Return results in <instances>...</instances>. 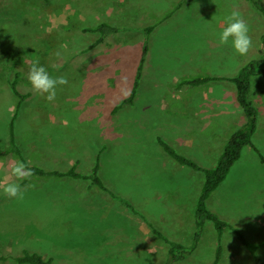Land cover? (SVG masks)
I'll list each match as a JSON object with an SVG mask.
<instances>
[{
  "label": "rangeland",
  "instance_id": "rangeland-1",
  "mask_svg": "<svg viewBox=\"0 0 264 264\" xmlns=\"http://www.w3.org/2000/svg\"><path fill=\"white\" fill-rule=\"evenodd\" d=\"M179 2H182L180 8L177 6ZM232 10L241 13L251 27L249 34H253L252 45L243 56L233 53L229 45H220L216 38L224 27L223 17ZM161 18L165 20L159 23ZM103 20L124 29L94 46L98 35L84 32L82 28ZM157 20L158 24L148 36L146 28ZM263 34L264 15L249 0H0V148L10 143V122L20 100L12 86L16 80L18 90L29 93L22 100L14 120L17 143L29 165L37 166L22 146L29 145L32 140L46 139L50 134L56 135V128L62 131L56 144L38 148L36 154L45 155L52 165L60 168L66 167L67 160H74V144L78 152L87 149L95 155L110 135L111 139L117 140L111 141L101 153V168H106L112 175V183H116L112 188L125 196L131 208L126 214L118 215L117 212L114 216L111 213V217L125 220L126 231L140 235L141 229L133 221L137 219L131 216L133 211L152 224L158 223L163 234L170 239L187 232L184 241L191 243L197 229L194 214L189 229L170 230L171 222L160 220L162 213L166 219L172 220L167 214L169 211L173 213L176 203L175 193L164 188L169 178L152 182L143 168H156L161 164L159 168H190L196 173L191 182L187 175L180 174L174 184V188L179 184L185 188L182 194L186 204L183 217L190 219L189 210L196 205L204 173L172 159L157 138L160 136L167 143L170 141L180 154L190 156L188 158L198 164L212 167L223 148L204 158L200 152L181 147L183 142L175 138L186 129V121L191 125L197 119L194 112L188 110L189 102L203 96L204 99L197 100L199 103H193L194 107L197 106L195 112L201 111L198 105L202 101L224 110L226 103L221 99L224 95L215 92L226 91L232 105L230 116H223L225 121L228 120L222 129L224 139L244 121V117L241 119L242 109L234 103L236 91L227 88L234 86L229 81L214 80L189 89H178L175 83L189 75H235L247 62L261 57L259 48ZM147 39L149 50L140 91L133 105L125 104L115 110L130 95ZM34 62L44 66L54 78L64 76L67 80V83L56 86V95L51 101L45 99L46 93L34 90L27 79ZM206 87V94L199 92ZM251 90V98L258 108L257 130L252 139L256 148L250 145L243 148L240 160L207 203L209 210L236 229L228 227L224 230L221 244L223 249L226 248L225 264H257L250 250L242 245L238 231L259 245L256 254L264 259L262 75L252 76ZM208 108L201 115H206V131L211 136L214 135L212 128L219 127L222 121L210 106ZM160 117L167 119L161 118L163 122L158 123ZM184 117L187 119L183 120ZM214 118L218 120L217 125L208 126L207 119ZM40 132L44 134L39 136ZM74 134L78 136L74 138ZM27 150L30 151L28 147ZM17 161L22 160L15 154L0 156V257H6L0 259V264H24L19 263L16 256L33 250L45 259L51 258L52 264H162L166 261L168 252L159 254L154 248L123 256L119 261L113 260L116 257L102 255L97 248L101 238L74 232L71 222L74 207H69V203L55 208L49 205L51 200L74 198V186H71L74 179L39 175L30 177L28 184L24 185L25 178L12 174V166ZM138 169L142 172L139 173ZM152 173L153 178L168 174ZM10 182L20 186L22 195L9 197L2 192L3 186ZM153 236L157 238L152 232ZM218 240L212 221L206 220L201 242L212 252L204 254L197 250L192 257H204L205 261L212 262ZM92 253L98 254L93 256Z\"/></svg>",
  "mask_w": 264,
  "mask_h": 264
},
{
  "label": "crops",
  "instance_id": "crops-1",
  "mask_svg": "<svg viewBox=\"0 0 264 264\" xmlns=\"http://www.w3.org/2000/svg\"><path fill=\"white\" fill-rule=\"evenodd\" d=\"M249 28L251 30L250 25H249ZM249 35L251 36L253 34H249ZM232 52L235 53L234 50ZM215 59L219 60L220 58H215ZM221 67H222V65H221ZM224 76H227V75L225 74ZM142 78H143V73H142ZM142 78H141V84H142ZM179 79L177 80V82L179 81ZM177 82L175 83V85L177 84ZM205 85H207V84H205ZM200 86H202V85H200ZM184 87H187L189 89L191 87H197V86L187 85ZM184 87H181V88L177 87V88L182 89ZM140 88H141V85H140ZM140 88H139V91H140ZM227 88L233 89V91H236L234 86L229 85V86H227ZM206 90H207V87L204 90L200 89L199 92L206 94V92H207ZM139 91H138V93H139ZM215 93H220L221 96L224 95V98L221 97V99L226 103L224 110L219 109L221 107H218V109H216L217 107L214 108V107H212V105H209L206 102L202 101L200 103V105H198V108L201 111L195 112L197 106L194 107L193 103H199L197 100H201V98L203 97V96H197V98H195L193 101L189 102V105H188L189 107L187 106L188 110H191L192 112H194V115L197 116L196 121L193 124H191L192 126L190 125V123H188L186 121V125H185L186 129H183L182 132H179V134L175 135V138H177V140L183 142L181 147H184L187 149L191 148L197 152H200V153H202V156H204V158L215 155L216 151H220L224 146L225 139L227 138V137H225V139H224V137L222 136V131H223L222 129H224L223 127H226V125L228 123V120L225 121L223 116L224 115L227 117L230 116L229 110L231 108L230 104L232 105V102L228 100V96H226L225 90H220L219 92H215ZM234 94H236V92ZM204 98L205 97H203V99ZM234 99H235V101H234L235 105L237 106V108H239V104L237 103V99L235 96H234ZM219 105H221V103H219ZM208 106H210L213 109L214 114L216 113L220 116L221 121H222V124L219 127L212 128L214 135H211V136H209L207 134V131H206L207 125L204 121V119H206L204 116H206V115H204V116L201 115L202 112L205 113L206 110L209 109ZM166 107H168V105H166ZM189 114L191 115L190 112H189ZM161 118L162 117H160V119H158V121H157L158 123L163 122L161 120ZM162 119H167V118H162ZM186 119H187V117H184L183 120H186ZM241 119H243V116H241ZM102 121H104V120H102ZM207 121H208V126H211L212 124L217 125V122H218V120L216 118H214V120H208L207 119ZM173 122L176 123L175 120H173ZM103 124H105V122ZM51 125H53V124H51ZM54 125L57 126L55 123H54ZM55 132L57 133L56 135L50 134L46 139L32 140L29 142V145L22 146V148L24 149V152L26 151V152L30 153L31 154L30 156H32V158H33L32 160L35 161L37 166H40L42 168H47L45 170H68L70 167H72L76 163V161H80L79 165H77V170L81 171L85 174H89L87 172L90 170L92 171V168L95 164L96 155L99 153L98 151L95 155H92L91 151L87 150V149L85 151H79L78 152L77 149L75 148V144H74V148H72V152H74V156H72L70 154V157L71 156L74 157V160L73 161L67 160L66 161V167H61V168H60V166L52 165L46 159L48 157H46L45 155L36 154V149H38V148L43 149L47 146L56 144L57 136L61 135L62 131L60 132L56 128ZM42 134H44V133L40 132L39 136H41ZM77 136H78V134H74V138H76ZM115 140H117V139L113 140V139H111V136L108 135V137L105 138V141L102 145V147L104 149L103 148L102 149L103 150L107 149L108 144H111V141L116 142ZM84 141L87 142V140H84ZM119 141H121V140H119ZM41 142H43V143H41ZM40 144H42V145H40ZM169 144H171L170 141H169ZM159 145H160V143H159ZM29 146H31V147H29ZM193 146H194V148H192ZM27 147L30 151L27 150ZM71 147H73V143H71ZM143 149H144V147L141 148V151ZM188 157H190V156H188ZM193 158L196 159V157H194V156H193ZM172 159H174V158H172ZM46 164H48V166ZM154 164H155V162H154ZM59 165H61V164H59ZM157 165H160V166H158L156 168H143V169L148 172V178L150 180H152V182H154V180H157V182L163 181V180H166V178H169V180L166 182L167 185H164V188L169 190L171 193H175V195H173V197H174V200H176V203H175L174 208H173V213H170V211H169V213L167 214V217L170 216L172 220L166 219L165 213L161 214L160 220L162 222H165V221L169 222V223L171 222L170 230H173L175 232L176 231H178V232L179 231H185V228L189 229L190 228L189 227L190 222H192V220L195 219V218L191 219V215L193 216V214H194V217H195L196 205L193 204L190 207V210H189L190 219L187 217H183L185 214L184 210H185L186 204H185L184 200L182 199L183 198L182 194L184 193L185 188H181L180 184H179L178 188H174V184L177 182L178 175L184 173V175H187L188 181L191 182V177L193 175H196V173L191 171L190 168L188 170L186 168H159V167H162V165L161 164H157ZM181 165H184V164H181ZM212 166H214V165H212ZM58 168H60V169H58ZM105 169L106 168H101L100 176L102 177L105 185L108 186L110 188V190L113 191L116 195H118L119 198L113 196L107 190H103V189L97 188L95 185H92L90 180H88V179L73 178L74 179V185H71V186H74V198H68V200H61V199L51 200V201H49V203H50L49 205L52 208H55V207L61 205L62 203H69V207H74V218L71 219V222L74 224V232H78V235H85L86 237L90 236V237L101 238V241L98 242L99 244H98L97 248L102 251L101 254L104 256L116 257L113 260L119 261L121 259V257H123V256L126 257L128 255L138 254V253H141L143 250L151 249V248H154L157 252H159V254L167 253L169 245L161 237L157 236L153 232V229H152V227H155L159 231H161L158 223L152 224V223L148 222L146 220V218H142L141 215H136V213L132 211L131 216H133L137 219V220H133V221L135 222V225L137 223L141 229V232H140L141 234L137 235V234H135L136 232L135 233L134 232L128 233L126 231L125 220H121L118 218L115 219L114 217H111V213H114V214H112L114 216L117 215V212H119L118 215H121L122 213L126 214L127 212L130 211L131 208H130L129 204L126 202L127 199H125V196L116 192L112 188V186H114L116 183H112V180H111L112 175L109 174L107 169L105 172ZM83 170H85L86 172H84ZM138 170H139V173L142 172V169H138ZM195 170L196 169H194V171ZM157 171H160V173L168 172V174H167V176H161L160 178H158V177L153 178L152 172H157ZM196 171L198 172L199 170H196ZM184 178H186V177L184 176ZM184 178H182V179H184ZM184 183L185 182L183 181V185H184ZM203 183H204V181H203ZM161 185L163 186V184H161ZM197 200H196V204H197ZM178 224H179V226L176 227L175 225H178ZM152 232H153V235L157 236L156 239L154 238V236L151 237ZM186 233L187 232H182L179 235L175 236L176 237L175 239L172 238L171 240H175L177 242H181L184 244H189V243L184 241L186 239L185 238ZM143 235H144V237H143ZM166 237L168 239H170L168 236H166ZM159 238L161 241H159ZM205 240H206V238H205ZM215 243H216V247H217V245L219 244V241L215 242ZM151 245H153V246H151ZM208 248H209V246H207L204 242L202 243L200 241L198 248L194 251V254L197 253V250L201 251L204 254H208V253H210V251L212 252V250L208 249ZM245 249L249 251V249L247 247H245ZM225 251H226V248L223 249V258H222L220 264H225V262H226L227 258L224 257ZM192 253L190 254L189 257L183 259L178 264H213V262H214V259H213V261L209 263V262L205 261L204 257L193 258ZM97 254L98 253H92L93 256L97 255ZM228 254H231V253L228 252ZM252 257H253V261H255L254 256H252ZM98 258H99V256L96 257V260ZM194 259H195V261H194Z\"/></svg>",
  "mask_w": 264,
  "mask_h": 264
},
{
  "label": "trees",
  "instance_id": "trees-1",
  "mask_svg": "<svg viewBox=\"0 0 264 264\" xmlns=\"http://www.w3.org/2000/svg\"><path fill=\"white\" fill-rule=\"evenodd\" d=\"M252 2L258 10L262 12L264 15V0H249ZM182 2L177 3V6L180 8L182 6ZM177 7V8H178ZM80 16H78L79 19ZM165 18V17H164ZM164 18L159 22L161 23ZM159 20V19H158ZM158 20L153 24L146 28L147 35L154 30L156 25L158 24ZM77 22V21H76ZM84 32L94 33L98 35V38L94 42V46L102 43L105 39L112 35L122 31L124 28L121 26H117L114 23L103 20L98 22L96 25H84ZM148 35V36H149ZM262 45L259 48V52L261 57L259 59L251 60L247 62L240 70L233 76H214L211 74H199V75H189L183 76L179 79L176 86L178 88L190 85V86H200L208 84L214 80H224L231 82L236 87V99L240 108L243 112L244 121L241 122L240 125L234 128L231 134L228 136L223 150L217 158L216 164L212 167H204L198 164L191 158H188L182 154H180L172 145L167 143L160 136L157 138L158 142L164 149V151L172 158L177 160L180 164L188 165L193 169L202 171L204 173V183L200 192V195L197 200L196 208H195V219H196V232L194 233V238L191 243L184 244L181 242H177L175 240L168 239L161 231L157 228L152 227L153 232L161 237L164 241L169 245L168 248V257L166 261L162 264H178L183 259L190 256L192 252H194L201 241V234L204 230V225L206 220L212 221L213 226L218 235V247L215 253V259L213 264H220L223 258V246L221 244L222 237L224 235V230L226 228L234 229L233 225L227 222L225 219H222L218 214L212 212L208 208V199L210 195L220 186L224 180L228 177L229 172L236 162H238L242 156V151L245 146H253L254 145L252 139L253 135L257 130V117H258V108L254 104L251 98V88H252V76L262 75L264 77V34L262 35ZM149 50V42L148 39L145 42L143 54L140 60V64L137 69L136 77L134 80V84L130 95L125 98L121 103H119L115 110L121 109L125 104L133 105L135 102V98L138 94L141 78L144 69V63L146 61V55ZM18 75V74H17ZM12 86L14 88V92L19 97V101L16 105V113L13 119L10 122V143L5 148H0V156H6L9 154H15L19 156V158L25 163L26 168L31 170V175L26 177L22 184L26 185L29 178L32 176H54V177H71L73 178H83L90 180L92 185H95L97 188L107 190L113 196L118 197L113 191L110 190L108 186L105 185L102 177L100 176L101 170V151L96 155L95 164L92 168L91 173L85 174L81 171L77 170V165H79L80 161H76V163L70 167L68 170H45L40 166H31L26 161L22 149L19 147L17 143V137L15 134V123L14 120L17 116L18 111L21 108L22 100H24L28 94L21 93L17 88V81L14 80L12 82ZM125 201V200H124ZM236 230V229H234ZM240 240L242 244L247 247L250 252L253 254L255 261L257 264H264V259L259 257L256 254V249L258 248V244L250 242L240 231H238ZM5 256H1L0 259H5ZM16 260L19 263L24 264H52V259H45L39 252L35 250L29 252L25 251L24 254L16 256Z\"/></svg>",
  "mask_w": 264,
  "mask_h": 264
},
{
  "label": "clouds",
  "instance_id": "clouds-1",
  "mask_svg": "<svg viewBox=\"0 0 264 264\" xmlns=\"http://www.w3.org/2000/svg\"><path fill=\"white\" fill-rule=\"evenodd\" d=\"M224 27L216 34L220 45H229L236 54L245 55L249 51L252 40L249 35V26L238 10H232L223 17ZM27 79L32 88L39 93H46L45 99L51 101L56 95V86L67 83L64 76L53 77L49 75L45 67L34 62L27 73ZM12 174L17 178H26L31 175V170L26 168L25 163L17 161L12 166ZM2 192L9 197H17L20 186L15 182L3 186Z\"/></svg>",
  "mask_w": 264,
  "mask_h": 264
}]
</instances>
